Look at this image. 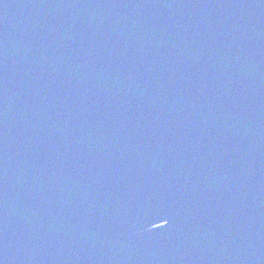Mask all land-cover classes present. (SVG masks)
I'll return each instance as SVG.
<instances>
[{
  "label": "water",
  "instance_id": "water-1",
  "mask_svg": "<svg viewBox=\"0 0 264 264\" xmlns=\"http://www.w3.org/2000/svg\"><path fill=\"white\" fill-rule=\"evenodd\" d=\"M0 264H264V0H0Z\"/></svg>",
  "mask_w": 264,
  "mask_h": 264
}]
</instances>
